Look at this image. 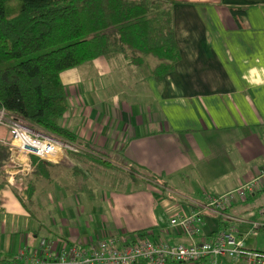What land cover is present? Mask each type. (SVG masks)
Here are the masks:
<instances>
[{
  "label": "crops",
  "instance_id": "0c3cea01",
  "mask_svg": "<svg viewBox=\"0 0 264 264\" xmlns=\"http://www.w3.org/2000/svg\"><path fill=\"white\" fill-rule=\"evenodd\" d=\"M166 1L179 59L161 83L151 68L131 66L121 55L115 75H127L125 65L135 68L142 89L106 85L111 69L101 57L59 75L68 102L60 125L72 131L77 147L156 180L123 187L91 183L83 171L75 175L81 164L67 152L42 168L33 160L36 171L17 177L23 160L10 154L0 170V263L41 238L82 244L146 231L148 239L188 245L169 221L192 212L202 219L193 242L233 227L246 250L264 251V244L244 241L264 237L254 230L264 224L255 201L264 187L222 213L205 207V197L235 190L264 171V0ZM231 8L242 12L240 25ZM7 135L0 130L3 145ZM24 177L42 179L41 197L21 195ZM217 264L247 263L222 257Z\"/></svg>",
  "mask_w": 264,
  "mask_h": 264
},
{
  "label": "trees",
  "instance_id": "16d2710c",
  "mask_svg": "<svg viewBox=\"0 0 264 264\" xmlns=\"http://www.w3.org/2000/svg\"><path fill=\"white\" fill-rule=\"evenodd\" d=\"M229 10L240 25L242 12ZM117 55L131 66L151 68V76L161 83L179 59L171 3L0 0V110L30 130L78 146L72 131L60 125L68 102L59 75L99 57ZM81 149V156L93 163L87 169L114 172L103 157ZM9 155L7 146L0 142V170ZM38 164L42 168L46 162ZM124 175L118 181L113 174L109 175L110 185L136 186L156 180L152 176L148 180L138 176L130 168ZM3 184L0 177V188ZM254 230L264 235V224L255 225ZM140 234L146 236V231Z\"/></svg>",
  "mask_w": 264,
  "mask_h": 264
},
{
  "label": "built area",
  "instance_id": "2783aa9c",
  "mask_svg": "<svg viewBox=\"0 0 264 264\" xmlns=\"http://www.w3.org/2000/svg\"><path fill=\"white\" fill-rule=\"evenodd\" d=\"M0 130H5L9 136L6 145L10 154L14 153L23 160L20 168L15 167V175L19 174L20 177L32 171L33 160L38 165L52 161L60 152H81L79 147L66 141L30 130L3 110H0ZM262 187L264 171L235 190L217 197H205V207L222 213L233 203L244 201ZM201 224L198 212L170 219L169 225L178 228L191 241L188 245L170 244L161 238L148 239L140 233L82 244L60 238H41L35 247L22 246L12 258L0 264H217V259L222 257L232 260L240 258L247 264H264V254L246 250L243 243L236 240L237 233L233 227L218 231L210 240L193 242Z\"/></svg>",
  "mask_w": 264,
  "mask_h": 264
},
{
  "label": "rangeland",
  "instance_id": "374dc122",
  "mask_svg": "<svg viewBox=\"0 0 264 264\" xmlns=\"http://www.w3.org/2000/svg\"><path fill=\"white\" fill-rule=\"evenodd\" d=\"M118 57L119 56H117V57L114 56V57H111V58L101 57V59L103 61L107 62L108 67L111 69V73L109 74L108 78L104 79L105 84L109 85V83L114 84V83H117V82H121L122 84L126 85V88H128L126 91H128L129 89H130V91H132V90L134 91L137 88L138 89H140V88L142 89L143 87L141 86V84H138V83H141L139 80H140V78L143 75H136L135 74V72H136L135 68L132 69L131 67H128V66L125 65V67H127L126 68L127 75H123V74L122 75H115V72L113 71V68H114V63L117 60H120V57L119 58ZM66 73H67V71L63 72L61 75H67ZM66 91L67 90H65V93H66V96H67V92ZM117 93H120V91L118 90ZM118 97H120V96L118 95ZM75 155L78 156V157H75V161L77 162V164L78 163L81 164L79 166V168H77V170H75L76 171L75 175L79 176V174H82L81 171H83L82 176L83 175L84 176L88 175V178H89L88 180L91 183H98V184H100V183L101 184L108 183V184H110L111 183V179H109V177H108L109 175L113 174L114 175V179L118 181V177L119 178H125L124 173H126L127 170L129 169L128 167H125V166L121 165L118 162H115V161H113V160H111L109 158L107 159V157H106V159L105 158L104 159L107 160L111 164V166L114 168L113 169L114 172L111 171V170L109 171V170H105V169H104L105 170L104 171L102 168H100V169H93V168L87 169L88 165L89 164H93V163H91L87 159L85 160L84 157L81 156V154H79V153L75 154ZM79 156H80V158H79ZM81 157H83V158H81ZM86 163H88V165H87V167H84V165ZM90 167H94V166H90ZM33 171H36V169H33L32 172ZM35 175H38V174H35ZM139 175H140V173H138V176ZM22 176H25V175H22ZM29 176H30V173H29V175L27 177H29ZM17 177H20V175L17 174ZM27 177L23 178L25 180V182H24L25 184H21L22 185L21 186V195L23 193V197H25L27 199H29L31 197L34 198L36 196L37 197H41L39 194H41L43 192V188H44V187H42L43 184H44L42 179L40 180V177H39L38 180L36 181V179L31 177L30 180H26ZM76 180H78V178H76ZM78 182L79 183H84L85 181H78ZM255 201H256V203L259 204L258 206H261L263 208V211H264V192H261L259 194V196L255 199ZM236 240L240 241L241 243H243L242 239L238 238V236H236ZM244 241L247 242V244L249 246H253V244H255L256 248H261V247H263V244H264V237L262 235H260V234H257L256 236H253V237H248L246 239L244 238Z\"/></svg>",
  "mask_w": 264,
  "mask_h": 264
}]
</instances>
